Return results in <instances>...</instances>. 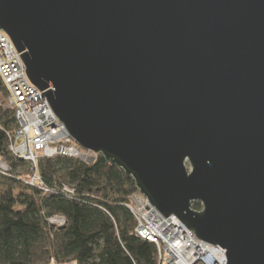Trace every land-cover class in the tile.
<instances>
[{
  "label": "water",
  "instance_id": "water-1",
  "mask_svg": "<svg viewBox=\"0 0 264 264\" xmlns=\"http://www.w3.org/2000/svg\"><path fill=\"white\" fill-rule=\"evenodd\" d=\"M0 29L82 148L264 264V0H0Z\"/></svg>",
  "mask_w": 264,
  "mask_h": 264
},
{
  "label": "trees",
  "instance_id": "trees-1",
  "mask_svg": "<svg viewBox=\"0 0 264 264\" xmlns=\"http://www.w3.org/2000/svg\"><path fill=\"white\" fill-rule=\"evenodd\" d=\"M0 96H7L1 79ZM17 127L15 112L0 107V161L9 167L0 169V264H160L157 245L136 233L127 206L138 190L132 177L101 154L91 163L42 157L46 192L30 184V163L9 149ZM56 215L66 223H52Z\"/></svg>",
  "mask_w": 264,
  "mask_h": 264
},
{
  "label": "built area",
  "instance_id": "built-area-1",
  "mask_svg": "<svg viewBox=\"0 0 264 264\" xmlns=\"http://www.w3.org/2000/svg\"><path fill=\"white\" fill-rule=\"evenodd\" d=\"M0 79L7 89V96H0V107L12 109L18 123L9 149L30 163L33 171L30 184L49 191L38 172V160L42 157L68 156L90 163L94 161L97 153L79 147L71 137L45 93L30 81L20 53L1 29ZM0 169H9L5 161H0ZM63 190L70 194L75 192L70 185H64ZM150 204L139 191L130 197L127 206L137 220L136 233L157 245L160 264H227L224 248L200 240L190 229L192 238H184L177 230L182 233L183 229H187L186 225L175 215L162 216ZM50 221L63 225L66 217L56 215ZM220 256L226 262L220 261Z\"/></svg>",
  "mask_w": 264,
  "mask_h": 264
},
{
  "label": "bare ground",
  "instance_id": "bare-ground-1",
  "mask_svg": "<svg viewBox=\"0 0 264 264\" xmlns=\"http://www.w3.org/2000/svg\"><path fill=\"white\" fill-rule=\"evenodd\" d=\"M149 202H150V201H149ZM150 205H151L150 207L153 206L152 204H150ZM153 207H154V206H153ZM154 208H155V207H154ZM160 214H161V213H160ZM161 215H162V214H161ZM162 216H163V215H162ZM186 228H187V229H183V230H182V233L179 232L178 230H177V232L180 233V234H182V235L184 236V238L187 237V238L190 239V238H192V237H191V235L189 234V230H188L189 228H188L187 226H186ZM174 232H175V231H174ZM184 248H186V246H185ZM222 256H223V255H222ZM222 256L219 257L220 261L226 262ZM226 260H227V256H226Z\"/></svg>",
  "mask_w": 264,
  "mask_h": 264
},
{
  "label": "rangeland",
  "instance_id": "rangeland-1",
  "mask_svg": "<svg viewBox=\"0 0 264 264\" xmlns=\"http://www.w3.org/2000/svg\"><path fill=\"white\" fill-rule=\"evenodd\" d=\"M78 144V143H77ZM78 146L79 147H81L79 144H78ZM31 175H33V174H31ZM31 177V176H30ZM137 192H139L138 190L135 192V193H137ZM144 195V194H143ZM201 264H203L202 262H200ZM70 264H72V263H70Z\"/></svg>",
  "mask_w": 264,
  "mask_h": 264
},
{
  "label": "crops",
  "instance_id": "crops-1",
  "mask_svg": "<svg viewBox=\"0 0 264 264\" xmlns=\"http://www.w3.org/2000/svg\"><path fill=\"white\" fill-rule=\"evenodd\" d=\"M72 264H75V263H72Z\"/></svg>",
  "mask_w": 264,
  "mask_h": 264
}]
</instances>
